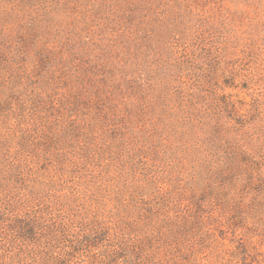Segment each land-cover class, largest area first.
<instances>
[{"label":"rangeland","instance_id":"374dc122","mask_svg":"<svg viewBox=\"0 0 264 264\" xmlns=\"http://www.w3.org/2000/svg\"><path fill=\"white\" fill-rule=\"evenodd\" d=\"M0 218L64 264H264V0H0Z\"/></svg>","mask_w":264,"mask_h":264},{"label":"trees","instance_id":"16d2710c","mask_svg":"<svg viewBox=\"0 0 264 264\" xmlns=\"http://www.w3.org/2000/svg\"><path fill=\"white\" fill-rule=\"evenodd\" d=\"M2 218H0V221ZM12 227V226H11ZM39 227V226H38ZM13 228V227H12ZM0 229L2 227L0 226ZM38 232L37 227H28L29 236L24 234H19L21 238L26 240L28 243L32 242L34 244L32 249L27 253L22 250V245H20V254H10L11 250L5 244H0V249L3 251L2 260L4 264H64V259L61 260L55 253V248L57 244L63 242L67 244L74 245L73 241L66 240V237L60 235V232L51 229V228H39ZM23 232V230H22ZM2 231H0V234ZM48 233V234H47ZM47 234V235H46ZM1 237V236H0ZM43 248V249H41ZM9 255V256H7Z\"/></svg>","mask_w":264,"mask_h":264}]
</instances>
